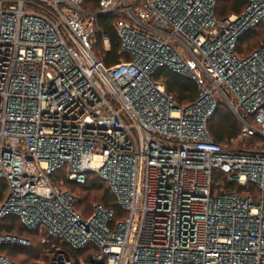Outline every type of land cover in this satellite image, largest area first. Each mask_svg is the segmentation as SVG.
Segmentation results:
<instances>
[{"label":"built area","instance_id":"2783aa9c","mask_svg":"<svg viewBox=\"0 0 264 264\" xmlns=\"http://www.w3.org/2000/svg\"><path fill=\"white\" fill-rule=\"evenodd\" d=\"M216 2L0 0V221L45 231L47 264H264V46L236 53L264 0L219 20ZM102 14L129 58L109 68L94 53ZM163 69L198 96L179 105ZM221 104L241 124L228 144L208 132ZM89 176L121 218L100 203L75 209L64 183ZM64 243L95 250L76 261ZM2 244L32 242L0 232ZM0 264L21 263L0 252Z\"/></svg>","mask_w":264,"mask_h":264},{"label":"trees","instance_id":"16d2710c","mask_svg":"<svg viewBox=\"0 0 264 264\" xmlns=\"http://www.w3.org/2000/svg\"><path fill=\"white\" fill-rule=\"evenodd\" d=\"M102 0H84V6L87 10L98 11L101 7ZM249 0H217L215 7L216 18L222 19L230 14H240L243 12L248 5ZM115 19L114 15L102 14L98 17V26L100 30L98 31L97 41L94 45L95 55L104 63V65L109 68L119 62L129 58L122 52L121 41L115 31L113 26V21ZM262 34H259L261 33ZM260 36L261 47L264 46V18L260 23L253 29L244 33L238 40L236 46V53L241 57L245 58L251 55L254 51L260 49L261 47L255 49L249 54H244L242 52V47L252 46L256 41L257 36ZM108 37L110 41V46L107 48L103 43V37ZM250 39L246 43L247 39ZM158 78H161L167 89L172 92L179 105L190 104L198 96V87L197 84L190 78L172 73L167 69L160 70ZM241 131V124L237 118L232 114L230 109L227 106L219 105L215 117L208 123V132L214 141L222 144H228L232 139L236 138ZM223 176L215 175L213 182L216 185ZM96 176H89L88 180L84 184L65 182L64 186L66 188L79 189L81 194L76 195L73 191H70L77 197V202L75 204V209L83 214L84 216H89L94 208V200L96 197H100L98 203L103 204L107 208H112L116 212V219L121 218L123 211L118 205V202L112 193L111 189ZM228 190L237 189L235 185H226ZM242 195H255L257 197V191H242L238 190ZM6 193V184L3 180H0V199H3ZM98 194V196L96 195ZM255 197V199H256ZM257 200V199H256ZM97 204V203H96ZM81 207L83 213L78 210ZM0 232L7 234H15L20 237H25L31 240V246H21L16 244H2L0 246V252L10 259L16 260L21 264H24L26 260H31L34 264H38L37 261L47 257V262L49 260L47 247L41 241L44 237H47L45 231L41 232L28 230L20 218L15 215H8L3 220L0 221ZM37 241V242H36ZM51 242H55L57 245L58 241L51 239ZM61 246V249L70 254L74 260H78L80 256L87 257L95 249L88 250H74L69 244L64 243ZM28 249L27 251H24ZM45 254V255H44ZM23 259V261H22ZM46 264V262L44 263Z\"/></svg>","mask_w":264,"mask_h":264},{"label":"rangeland","instance_id":"374dc122","mask_svg":"<svg viewBox=\"0 0 264 264\" xmlns=\"http://www.w3.org/2000/svg\"><path fill=\"white\" fill-rule=\"evenodd\" d=\"M259 34H262V32L261 33H259ZM250 39L251 38H249V39H247L246 40V43L248 42V41H250ZM261 39H260V36L258 35L257 36V38H256V41L253 43V45L252 46H246V48L243 46L241 49H242V52H244V54H249L250 52H252V51H254L255 49H257V48H259V47H261ZM96 54V53H95ZM104 185V187H106L107 188V186L105 185V184H103ZM69 191H73L76 195H79V194H81L80 192H81V190H79V189H71V188H67ZM97 196H98V194H96ZM100 199V197H96L95 198V202L93 203L94 205L96 204V203H98V200ZM93 205V206H94ZM78 210L79 211H81L82 213H83V209L81 208V207H79L78 208ZM37 242V241H36ZM28 249H26V250H24V251H27ZM45 255V254H44ZM22 261H23V259H22ZM46 262V264H47V257L45 256V257H43V259H40L39 261H37V263L38 264H44ZM24 264H34V262L33 261H31V260H26L25 262H23Z\"/></svg>","mask_w":264,"mask_h":264}]
</instances>
